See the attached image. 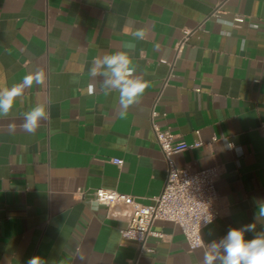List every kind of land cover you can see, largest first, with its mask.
Listing matches in <instances>:
<instances>
[{
    "label": "crops",
    "instance_id": "obj_1",
    "mask_svg": "<svg viewBox=\"0 0 264 264\" xmlns=\"http://www.w3.org/2000/svg\"><path fill=\"white\" fill-rule=\"evenodd\" d=\"M120 50L150 82L127 111L117 91H101L103 75H89L95 58ZM37 70L44 83L0 117V264H202L231 228L255 224L246 240L264 233V0H0V81L11 87ZM37 104L49 117L29 135L20 125ZM152 111L189 145L174 166L219 168L223 211L202 230L205 248L189 250L175 224L157 220L163 237L148 236L138 254L119 234L124 221L92 202L107 188L154 203L167 165Z\"/></svg>",
    "mask_w": 264,
    "mask_h": 264
},
{
    "label": "built area",
    "instance_id": "obj_2",
    "mask_svg": "<svg viewBox=\"0 0 264 264\" xmlns=\"http://www.w3.org/2000/svg\"><path fill=\"white\" fill-rule=\"evenodd\" d=\"M215 10L210 16L215 15ZM233 20L241 23L243 17L234 16ZM191 32L192 30L189 29L183 31V37L176 45L177 51L183 48ZM155 115L156 113L152 111L150 124L155 141L166 162L167 172L164 184L154 198V203L144 205L131 195L107 188L95 189L92 193V202L95 205L105 206L108 216L124 221L125 225L118 230L119 234L121 238L136 243L138 254L142 251H149L145 248L148 236L163 237L160 232L151 229L157 220L175 224L183 234L189 250L205 248L202 230L218 219L223 211L215 187L219 168L211 166L197 170L174 166L171 156L187 149L189 145L176 141L175 136L168 130H161L154 122ZM199 144L200 142H195L193 145L198 146ZM109 162L119 167L123 160L110 158Z\"/></svg>",
    "mask_w": 264,
    "mask_h": 264
},
{
    "label": "clouds",
    "instance_id": "obj_3",
    "mask_svg": "<svg viewBox=\"0 0 264 264\" xmlns=\"http://www.w3.org/2000/svg\"><path fill=\"white\" fill-rule=\"evenodd\" d=\"M227 23V22H226ZM131 35L136 40L145 39L144 31H135ZM247 42H241V50L246 47ZM123 47L134 49L135 45L128 43ZM104 68L103 72L98 69ZM136 68L133 60L127 52L120 50L112 53L104 54L92 61V67L89 75L95 77L98 74L103 75L101 91L108 95L112 90L119 93L118 104L120 108L127 111L132 106L139 103L141 97L150 87V82L142 77H136L134 74ZM44 73L37 70L26 74L20 83L11 87L6 82L0 81V117H7L12 112L18 98H20L24 90L31 88L33 84L41 85L44 83ZM94 91L90 85L89 94ZM49 113L44 104H37L23 114V120L20 125L21 129L29 135H34L41 127L44 121H47ZM258 217L264 218V204L259 207ZM255 224H249L243 228H231L226 236L217 244L213 242L212 251L205 253L202 264H264V233H259L251 240L245 239L246 232H254ZM28 264H41L39 257H34L28 261Z\"/></svg>",
    "mask_w": 264,
    "mask_h": 264
}]
</instances>
